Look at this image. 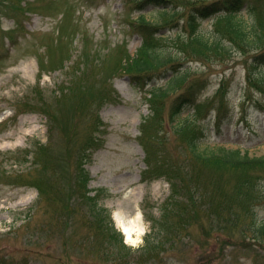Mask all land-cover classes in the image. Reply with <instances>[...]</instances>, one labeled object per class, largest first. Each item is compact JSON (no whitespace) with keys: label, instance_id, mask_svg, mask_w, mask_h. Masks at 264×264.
Segmentation results:
<instances>
[{"label":"rangeland","instance_id":"1","mask_svg":"<svg viewBox=\"0 0 264 264\" xmlns=\"http://www.w3.org/2000/svg\"><path fill=\"white\" fill-rule=\"evenodd\" d=\"M191 1L175 3L185 10ZM249 2L264 10V0ZM139 6L136 0H0V264H264V237L248 231L249 221L234 229L212 209L221 202L215 188H224V174L202 168L190 152L196 142L206 154L238 148L264 156V64L253 52L215 53L188 44L184 64L198 95L182 103L173 120L178 93L169 94L158 118L150 92L165 81L134 82L127 68L142 44L134 22L144 15L164 25L165 18L154 4L145 11ZM242 16L250 20L246 11ZM183 21L178 15L169 22ZM225 22L211 16L199 20V29L211 37ZM84 162L90 188L111 194L101 203L112 214L119 208L143 215L142 243L124 240L134 251L124 263L113 261L118 251L109 234L92 231L109 222L99 216L98 203L78 196L76 174ZM147 163L160 170L151 183L141 182ZM197 165L206 179L216 178L204 193L192 182ZM170 178L180 198H202L203 205L195 211L187 205L185 225L175 231L174 213L164 214ZM252 207L264 222V206ZM164 216L166 238L157 235L167 251L150 260L139 248Z\"/></svg>","mask_w":264,"mask_h":264},{"label":"trees","instance_id":"2","mask_svg":"<svg viewBox=\"0 0 264 264\" xmlns=\"http://www.w3.org/2000/svg\"><path fill=\"white\" fill-rule=\"evenodd\" d=\"M175 1L153 0V3L157 7H161L163 14L169 18L173 19L178 15L184 16L183 26H175L174 28H179H176L175 36H170L161 33L162 27L151 26L142 20L139 32L143 37V44L137 54L131 58L128 67V71L130 74L132 73L134 80L147 79L153 81L159 75L166 80L164 87L154 86L152 91L153 99H155L154 104L159 101L162 103L167 94L176 93L178 90H184V92L177 97L176 101L184 102L197 95L198 84L190 82L188 78L189 69L179 71L184 66L180 62L181 59L185 61V58L191 57L190 52L185 50L188 44H195L199 50L215 53H230L234 50L253 52L255 53L254 61L257 64H264V10L259 12L256 6L245 7L249 0H192L191 3L185 4V10ZM144 2L148 3L150 0ZM243 10L248 12L250 20L244 19ZM214 15L217 16V19H225L226 22L222 28L215 30L213 36L206 37L199 30V20ZM186 34L188 38L184 37ZM177 113L174 111V117L177 116ZM199 148L198 143H191V153L196 161L202 164V168L224 174V188H215L222 193L221 202L212 208L215 214L218 217L224 216V223L227 221L234 229L240 228L242 222L249 221L248 231L264 237V222L259 221L252 207L254 203L264 204V156L251 157L239 149H221L217 153L208 152L209 154H206L204 152V154ZM81 153V160L83 161L85 150H82ZM199 167V165L195 166L194 173L190 174L194 187L197 184V188L200 189L201 193H204L208 187H215L214 180L212 183L211 180L216 178L206 179L202 169H198ZM197 171L200 174L196 178ZM151 172L155 178H158L155 168L148 165V170L143 174L144 181L151 178L148 176ZM225 181L231 182L226 183ZM90 182V172L82 163L76 174L78 196L83 202L98 203L97 199L105 193V190H100L95 196H92L89 188ZM171 184L172 193L164 206V214L167 216L170 212L174 213L170 226L174 227L175 231L176 227L185 225L187 215L184 212L187 205L191 206V211L198 210L203 205L201 204L202 198L199 201L190 199L185 202V195H183V199L180 198L173 180H171ZM34 186L38 188L41 195L46 192L41 183ZM98 211L99 215L103 219V215H105V219L109 222L107 225L102 221L97 226V230L102 228L101 232L108 233L111 243L116 246L118 258L113 257V261L124 263V260L134 256L133 249L123 243L120 233L114 229L108 210L100 207ZM165 216L160 224H158V220L152 223L151 232L145 237L146 244L139 248L145 252V256L150 260L159 258L163 251H167L166 239L159 238L157 235V231L161 234L162 229L169 222ZM161 235L166 238L164 233ZM112 255L113 253L110 254V256Z\"/></svg>","mask_w":264,"mask_h":264},{"label":"clouds","instance_id":"3","mask_svg":"<svg viewBox=\"0 0 264 264\" xmlns=\"http://www.w3.org/2000/svg\"><path fill=\"white\" fill-rule=\"evenodd\" d=\"M131 231L135 233V238H133L128 229H125V232L128 233L125 243L131 245L132 247H137L140 243H142L140 237L143 235V230L137 231L132 229Z\"/></svg>","mask_w":264,"mask_h":264},{"label":"bare ground","instance_id":"4","mask_svg":"<svg viewBox=\"0 0 264 264\" xmlns=\"http://www.w3.org/2000/svg\"><path fill=\"white\" fill-rule=\"evenodd\" d=\"M116 206L117 207H120V204H117ZM122 218L123 217L121 215H119V214L116 213L115 220L117 221L118 226L123 229L124 226H123ZM133 229H135L137 231L143 230V234H144V230L146 229V226H145V224H141L139 221L134 220V222H133ZM126 235H128V233H126ZM133 238H135V234H134ZM140 239H141V237H140Z\"/></svg>","mask_w":264,"mask_h":264}]
</instances>
